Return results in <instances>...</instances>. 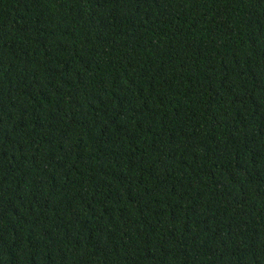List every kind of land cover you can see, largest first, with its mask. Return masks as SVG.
Segmentation results:
<instances>
[{"label": "trees", "instance_id": "1", "mask_svg": "<svg viewBox=\"0 0 264 264\" xmlns=\"http://www.w3.org/2000/svg\"><path fill=\"white\" fill-rule=\"evenodd\" d=\"M0 264H264V0H0Z\"/></svg>", "mask_w": 264, "mask_h": 264}]
</instances>
